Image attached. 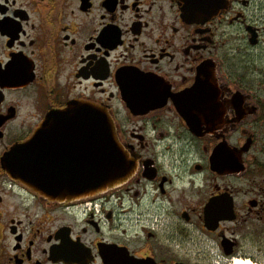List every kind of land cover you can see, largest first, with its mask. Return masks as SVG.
Listing matches in <instances>:
<instances>
[{"label": "flooded vegetation", "instance_id": "af4514ba", "mask_svg": "<svg viewBox=\"0 0 264 264\" xmlns=\"http://www.w3.org/2000/svg\"><path fill=\"white\" fill-rule=\"evenodd\" d=\"M198 1L0 0V264H264V2ZM72 104L134 169L47 201L5 158ZM86 139L37 145L49 180L77 183Z\"/></svg>", "mask_w": 264, "mask_h": 264}, {"label": "water", "instance_id": "95a60500", "mask_svg": "<svg viewBox=\"0 0 264 264\" xmlns=\"http://www.w3.org/2000/svg\"><path fill=\"white\" fill-rule=\"evenodd\" d=\"M181 1L184 3L181 9L184 21L191 22L203 13L200 1ZM53 121L60 123L56 124ZM52 129L87 135V165L86 169L83 167L79 173L77 183L74 181V172L65 173L62 180L47 178L46 167L43 166L45 152L38 153L36 149L39 143L48 142ZM4 167L14 180L47 201H69L95 196L122 184L134 169V165L117 144L114 128L107 113L90 104L81 106L72 104L67 110L50 115L28 142L11 150L5 158Z\"/></svg>", "mask_w": 264, "mask_h": 264}, {"label": "bare ground", "instance_id": "6f19581e", "mask_svg": "<svg viewBox=\"0 0 264 264\" xmlns=\"http://www.w3.org/2000/svg\"><path fill=\"white\" fill-rule=\"evenodd\" d=\"M238 264H243V263H238ZM244 264H247V263H244Z\"/></svg>", "mask_w": 264, "mask_h": 264}, {"label": "rangeland", "instance_id": "374dc122", "mask_svg": "<svg viewBox=\"0 0 264 264\" xmlns=\"http://www.w3.org/2000/svg\"><path fill=\"white\" fill-rule=\"evenodd\" d=\"M264 2V0H262Z\"/></svg>", "mask_w": 264, "mask_h": 264}]
</instances>
